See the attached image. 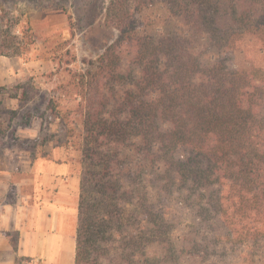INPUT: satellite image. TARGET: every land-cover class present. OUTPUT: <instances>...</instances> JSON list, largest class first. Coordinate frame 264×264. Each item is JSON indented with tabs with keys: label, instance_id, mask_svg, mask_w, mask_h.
Returning <instances> with one entry per match:
<instances>
[{
	"label": "trees",
	"instance_id": "1",
	"mask_svg": "<svg viewBox=\"0 0 264 264\" xmlns=\"http://www.w3.org/2000/svg\"><path fill=\"white\" fill-rule=\"evenodd\" d=\"M156 4L172 30L143 22ZM104 24L116 38L62 117L83 166L75 264H235L243 242L264 264V0H109ZM235 51L248 68H227Z\"/></svg>",
	"mask_w": 264,
	"mask_h": 264
},
{
	"label": "rangeland",
	"instance_id": "2",
	"mask_svg": "<svg viewBox=\"0 0 264 264\" xmlns=\"http://www.w3.org/2000/svg\"><path fill=\"white\" fill-rule=\"evenodd\" d=\"M108 2L0 0V46H5L0 48L4 52L0 53V206L32 191L29 167L53 151L66 158L80 183L81 155L73 144L65 143L63 122L71 119L62 117L81 102L76 96L79 75L116 38L117 32L104 24ZM142 16L143 22L156 21L158 32L164 25L173 29L174 21L163 4ZM254 44L248 39L246 49ZM217 59L212 52L201 57L203 64ZM224 60L230 69L248 68L250 63L240 51L228 52ZM178 156L185 154L180 151ZM182 235L177 229L172 241ZM180 239L174 244L180 246ZM250 251L249 243L243 242L231 260L247 264L241 256ZM259 262L256 257L255 263ZM99 264L107 263L101 259Z\"/></svg>",
	"mask_w": 264,
	"mask_h": 264
},
{
	"label": "crops",
	"instance_id": "3",
	"mask_svg": "<svg viewBox=\"0 0 264 264\" xmlns=\"http://www.w3.org/2000/svg\"><path fill=\"white\" fill-rule=\"evenodd\" d=\"M58 153L29 167V194L0 206V264H75L80 186Z\"/></svg>",
	"mask_w": 264,
	"mask_h": 264
}]
</instances>
